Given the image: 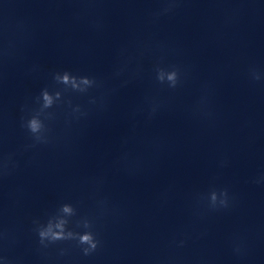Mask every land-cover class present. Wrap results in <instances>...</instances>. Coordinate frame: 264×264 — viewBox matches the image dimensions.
Returning <instances> with one entry per match:
<instances>
[{
  "label": "clouds",
  "instance_id": "clouds-1",
  "mask_svg": "<svg viewBox=\"0 0 264 264\" xmlns=\"http://www.w3.org/2000/svg\"><path fill=\"white\" fill-rule=\"evenodd\" d=\"M162 7L155 13H153L154 19H158L160 16L168 15L171 13L179 4V0H161ZM123 69L117 71V75ZM156 73V80L161 85H167L170 89H175L182 82V70L178 66H171L170 68L161 67L159 63L154 66ZM252 79L259 81L261 79L260 75L254 70L252 72ZM54 80L56 83L65 86V89H71L79 92H86L89 88L96 84L94 78H89L87 76L77 77L73 76L71 73L65 71L63 73L54 74ZM61 97V92L56 91L55 93H50L47 88L43 89L40 94V99H42V105L38 112L32 115L26 123L23 125L27 128L33 143L26 147H35L36 144L47 143V133L49 128L45 124L41 116L44 114V110L51 108L55 101L59 100ZM203 102V101H202ZM156 111V106L154 105L151 109V114ZM16 167V162L13 160L12 154L4 157H0V177L10 175L11 169ZM207 205L211 210H217L218 206L227 208L228 207V194L227 190H221L219 193L213 189L209 192L207 196ZM59 215L52 217L44 225H41L37 229V234L39 237V242L41 244L55 243L57 241H63L68 239H77L78 243L83 247V253L89 255L94 252L99 241L96 239L92 231H85L83 233H73L67 230L66 225L68 220L66 217L74 214V209L70 204H63L59 209ZM84 228L89 229L91 225L85 221ZM184 241H180V246H183ZM45 246H47L45 244ZM0 260L4 261V264H11V261L6 256H0Z\"/></svg>",
  "mask_w": 264,
  "mask_h": 264
}]
</instances>
